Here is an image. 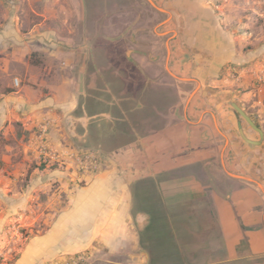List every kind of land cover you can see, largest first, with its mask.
<instances>
[{
    "label": "crops",
    "instance_id": "0c3cea01",
    "mask_svg": "<svg viewBox=\"0 0 264 264\" xmlns=\"http://www.w3.org/2000/svg\"><path fill=\"white\" fill-rule=\"evenodd\" d=\"M202 23L198 31L204 44H192L196 51L184 61L172 55L168 61L173 71L167 60L165 64L173 81L191 83L192 88L154 80L140 94L123 98L133 106L124 105L120 97L108 103L100 98L105 104L99 102L93 113L82 102V115L88 116L84 124L75 118L74 130L82 127L81 141L100 142L105 158L104 167L88 176L86 190L76 197L77 213H94V234L85 237L99 240L110 256L127 255L126 262L116 264H264V154L242 142L227 118L215 112L222 106L216 99L202 103L196 95L209 87L249 103L247 92L240 98L230 94L232 89L213 86L228 50L223 49L227 45L218 46L220 37L207 34ZM196 37L194 43L201 41ZM41 43L43 48L53 45ZM36 49L12 24L0 29V129L7 134L11 122L20 121L27 131L45 117L51 120V140L58 142L65 140L66 118L78 106L68 70L72 60L65 63L68 75L54 83L50 68L38 70L26 56ZM205 52L212 55L210 61ZM12 76L24 84L13 89ZM237 81L249 87L254 79L241 76ZM139 211L151 214L152 230L138 231L134 217ZM78 218L62 214L68 223L87 222ZM178 252L180 263H174L170 255Z\"/></svg>",
    "mask_w": 264,
    "mask_h": 264
},
{
    "label": "rangeland",
    "instance_id": "374dc122",
    "mask_svg": "<svg viewBox=\"0 0 264 264\" xmlns=\"http://www.w3.org/2000/svg\"><path fill=\"white\" fill-rule=\"evenodd\" d=\"M188 1L182 0L185 5L173 20L170 14L164 16L153 11L145 0H0V29H8L12 24L22 38L31 39L38 46L26 56L38 70L47 66L53 71L50 81L58 83L69 71L73 73L78 106L71 114L76 118L82 116V102L91 106L93 113L99 109V102L105 104L100 98L108 103L133 92L138 95L142 86L148 83L151 86L154 80L192 88L191 83L173 81L163 63L177 54L184 61L196 51L192 44H204L201 40L204 36L198 31L199 21L203 22L200 26L205 32L209 31L207 34L220 37L219 47L227 45L223 49L228 50V55H223V65L213 86L232 89L230 94L240 98L247 92L248 102L254 103L255 99L263 103L264 82L252 76L250 70L264 67V0H193V7L185 9ZM196 36L201 40L198 43L193 41ZM41 41L53 45L43 48ZM162 41L167 43L168 53L160 48ZM132 48L146 53L132 54ZM128 50L130 60L135 63L126 58ZM204 54L205 60L210 61L212 55ZM154 56L157 59L152 61ZM69 59L72 68L68 71L65 63ZM167 67L171 70L169 61ZM225 68L230 69L223 78ZM234 71L242 77H252L253 85L238 84L232 77ZM19 80L20 85H12L13 89L24 84ZM3 83L0 81V85ZM121 102L133 106L131 99ZM76 122L80 125V120ZM21 124L11 122L12 132L9 130L7 134L0 129V264L126 262V254L110 256L99 240L85 237L94 234V213L78 215L76 197L86 190L89 177L79 178L62 168L37 163L30 149L36 125L23 131ZM63 127L66 142L97 150L102 147L100 142H82L79 137L82 127L75 129L78 136L70 134L66 124ZM50 171L62 172L63 177L52 176L48 174ZM64 212L69 213L70 219L74 216L87 222L82 226L62 221ZM165 226V231L171 234L172 228ZM162 227L159 232L164 231ZM170 256L176 259L174 263H180L179 252Z\"/></svg>",
    "mask_w": 264,
    "mask_h": 264
},
{
    "label": "built area",
    "instance_id": "2783aa9c",
    "mask_svg": "<svg viewBox=\"0 0 264 264\" xmlns=\"http://www.w3.org/2000/svg\"><path fill=\"white\" fill-rule=\"evenodd\" d=\"M250 71L258 81L264 82V67L259 71ZM232 77L239 80L241 75L238 71H234ZM13 85L15 87L20 85L18 77L13 78ZM51 125L50 119L42 118L36 125V132L30 140V149L34 153L37 163L41 166L62 168L66 172L74 173L79 178L92 176L104 167L105 158L100 150L92 147L74 146L65 140L53 142L50 137ZM70 259L72 262L75 261L74 257ZM78 259H83V256H78Z\"/></svg>",
    "mask_w": 264,
    "mask_h": 264
},
{
    "label": "flooded vegetation",
    "instance_id": "af4514ba",
    "mask_svg": "<svg viewBox=\"0 0 264 264\" xmlns=\"http://www.w3.org/2000/svg\"><path fill=\"white\" fill-rule=\"evenodd\" d=\"M145 1L149 4L153 11L164 16L170 14L173 16V20H176L175 15H178L180 13L179 10L182 9V0H153L155 5L152 4L149 0ZM172 33H174V30L172 31ZM160 48H163L164 50H166V53H168V47L166 46L164 41H162ZM131 50H133L132 54L146 53V51L144 50L134 48H132ZM151 59L152 61H155L157 59V56L151 57ZM130 62L133 63L134 60L132 59L130 60ZM163 68L168 74H170L167 68H165V63H163ZM99 74L101 73L99 72ZM178 89V92L181 91L180 88ZM244 93L245 92H243L242 95ZM196 95H199L202 103H205L206 100L210 98L216 99L222 106L220 110L216 109L215 112H217L219 115L221 113L227 118V120L234 127L237 137L242 142H245L248 145H255L257 147H260L262 150L261 152H263L264 154V102L257 104L249 102L248 104H244L243 102H239L237 99H234L229 95L225 97L222 91H216L209 87L201 88ZM120 99L121 101L123 100V98L121 97ZM246 117H249L253 124ZM239 123L241 125L243 135L239 131ZM200 133L201 135L206 134L204 130H202ZM219 136L223 138V136Z\"/></svg>",
    "mask_w": 264,
    "mask_h": 264
},
{
    "label": "water",
    "instance_id": "95a60500",
    "mask_svg": "<svg viewBox=\"0 0 264 264\" xmlns=\"http://www.w3.org/2000/svg\"><path fill=\"white\" fill-rule=\"evenodd\" d=\"M152 4L155 5L154 1L153 0H149ZM129 53L130 51H127V56L129 57ZM239 109V108H238ZM75 116L73 115H68L67 118H66V125H67V128H68V131L70 132V134H72L73 136H78L77 133L75 132L74 130V122H75ZM88 116L87 114L85 113L84 115H82L81 117H78L76 118L77 120H81L80 122L82 124L85 123V121L87 120ZM251 123L252 121L249 119V117H246ZM253 124V123H252ZM239 131L240 133L243 135V131H242V128H241V125L239 123ZM249 141V140H248ZM258 186L260 188H262V185L260 183H257ZM134 220H135V224H136V227L138 229V231H144L150 224H151V214L148 213V212H145V211H139L136 213L135 217H134Z\"/></svg>",
    "mask_w": 264,
    "mask_h": 264
}]
</instances>
